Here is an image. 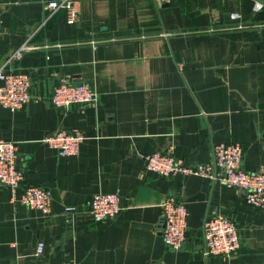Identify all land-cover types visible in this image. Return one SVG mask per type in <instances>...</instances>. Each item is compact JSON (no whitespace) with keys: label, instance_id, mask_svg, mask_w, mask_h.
Masks as SVG:
<instances>
[{"label":"crops","instance_id":"0c3cea01","mask_svg":"<svg viewBox=\"0 0 264 264\" xmlns=\"http://www.w3.org/2000/svg\"><path fill=\"white\" fill-rule=\"evenodd\" d=\"M49 1L0 0V67L26 45L6 69L31 82L22 108L0 107V139L16 143L17 195L24 186L51 194L45 217L0 186V264H264V208L218 182L159 177L143 159L169 152L195 165L232 142L244 171L264 170V9L254 13L253 0H77L79 18L67 25ZM65 77L93 86L98 106L55 109L50 95ZM61 129L86 137L75 156L43 142ZM98 193L119 195L115 219L65 222V207L84 210ZM168 197L187 210L178 251L160 235ZM208 216L237 226L229 257L203 256Z\"/></svg>","mask_w":264,"mask_h":264},{"label":"built area","instance_id":"2783aa9c","mask_svg":"<svg viewBox=\"0 0 264 264\" xmlns=\"http://www.w3.org/2000/svg\"><path fill=\"white\" fill-rule=\"evenodd\" d=\"M253 12L264 9V0H253ZM50 10H61L65 14L67 25H73L79 18L77 0H51L47 2ZM236 17V16H234ZM26 45L10 56L0 67V107L16 112L30 99L31 82L27 74L11 72L6 69L9 64L22 58ZM53 107L60 111H68L80 106H98V94L93 86L74 82L65 77L53 88L50 95ZM86 137L76 131L58 130L47 136L43 142L54 149L59 156L69 157L78 153L80 145ZM145 170L162 178L176 175L197 176L213 184L218 182L227 188L238 189L244 193L245 202L254 208H264V170L259 168L246 172L241 167L242 147L238 143L221 142L212 146L211 159L208 162L191 165L184 160L174 158L169 152H154L143 156ZM24 171L17 166L16 143L0 139V186L11 193L13 202L18 201L29 209L50 215L51 194L48 190L34 186H24L21 193ZM121 211V199L116 193H98L89 201L84 210L65 207L63 214L67 224L78 219H89L100 223L115 219ZM160 235L164 244L173 251L180 250L185 243L187 230V210L184 204L173 197H168L162 204ZM203 256L229 257L239 248L238 228L227 218L208 216L202 228ZM44 244L38 242L34 255L40 256ZM48 264H78L73 260H64Z\"/></svg>","mask_w":264,"mask_h":264}]
</instances>
